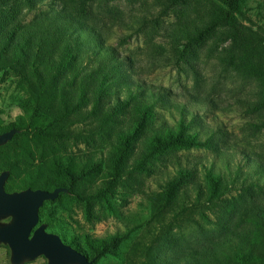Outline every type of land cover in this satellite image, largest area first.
Returning a JSON list of instances; mask_svg holds the SVG:
<instances>
[{
  "label": "rangeland",
  "instance_id": "374dc122",
  "mask_svg": "<svg viewBox=\"0 0 264 264\" xmlns=\"http://www.w3.org/2000/svg\"><path fill=\"white\" fill-rule=\"evenodd\" d=\"M62 7L101 39V56L111 47L122 63L103 95L94 65L78 63L93 44L64 58L55 77L42 67V80L31 74L60 55L52 45L36 57L21 34ZM223 8L224 0H0V131L24 130L0 152V168L14 167L16 191L36 177L70 190L44 204L39 222L93 264H264V83L219 23ZM236 13L238 31L261 40L264 68V0H240ZM181 118V136L204 145L153 151ZM208 171L221 178L213 200ZM179 172L189 176L179 181ZM0 264H10L1 245Z\"/></svg>",
  "mask_w": 264,
  "mask_h": 264
},
{
  "label": "trees",
  "instance_id": "16d2710c",
  "mask_svg": "<svg viewBox=\"0 0 264 264\" xmlns=\"http://www.w3.org/2000/svg\"><path fill=\"white\" fill-rule=\"evenodd\" d=\"M240 0H224V8L222 12V18H219V23L222 26L229 27L235 31L234 34V44H236L241 51V61L244 65V67L251 73H254L256 76L262 79L264 83V68L258 63L257 59L259 57V49L262 48L261 40L258 38H255L254 35L255 32H251V34H244L238 31V21L236 18V12L237 7ZM85 8H81L80 12H84ZM73 16V15H72ZM80 19L76 16H73L71 18L66 15L65 7H62L60 11H58L52 18H47L44 20L43 25L44 28H41L39 24H31L28 29H26L21 34V41L22 44H30L31 46H35L33 55H35L38 58H45L48 54H50V47L52 45L57 46V50L55 52L60 55V58L58 61L55 60V58H47L44 60L43 63L39 64L38 69L33 68L31 71V74L36 77L38 80L43 79V74L39 70V67H42L44 70L45 68H48L50 70H54L52 77H55V75L61 71L65 65L64 58L67 57L68 64L72 63L71 61L77 59L78 52H80L82 49H85L88 51V49H93L92 53L88 55L87 58L81 59L78 61L79 65H86L91 66L92 70L90 74L95 78V80L98 82L97 85V93L100 95L104 94V90L109 83L110 77L113 73L120 74L121 72V61L118 60L113 56V48L108 47L106 48L105 55L101 56L102 49L97 46L101 39L98 38L97 35L94 33H90L89 30L85 29L80 21ZM79 30V33H77L76 36L72 35V32ZM47 38H52L51 40H47ZM93 44V48L91 46ZM92 54H99L100 57L98 59H94ZM108 54L112 56V59L110 56L108 57ZM21 55V54H20ZM22 55H24L22 53ZM80 72L77 71L76 76L79 75ZM75 78V77H74ZM79 93L81 95L85 94L84 88L82 87L79 89ZM147 109V108H146ZM26 110L27 107H26ZM189 124H185L184 118H181L178 122V133L174 134L172 130H168L166 137L164 139H161L160 137L154 138V145H153V151H158L160 149H163L165 147L173 146V145H186V146H202L204 145L202 142H195L194 139L196 138V135L190 136L188 135L186 138H183L181 136V133L184 132ZM10 129H17L19 130V133L14 135L11 141H9L6 145L0 147V152L2 150H5L6 148H11L13 144L15 143L14 139L21 136V133L24 131L22 128L16 126V125H10L5 130L0 131L1 133L7 132ZM26 132L29 131L28 127H25ZM34 131V132H33ZM35 133H43V130L41 128L35 127L32 131H29L28 134L31 136ZM39 135V134H37ZM8 171L9 177L5 183V190L7 192H13L17 189L12 188L11 186V178L14 171V167L12 165H7L0 168V173ZM179 181H183L186 177L189 176V172H179ZM206 184L209 187V193H210V199H217L220 197L219 192V182L221 180L219 175H213L210 171L207 172L205 176ZM173 184V183H172ZM51 185V182L48 179H40L38 177L30 179L24 187H22L20 190L24 189H41V190H47L52 191L56 188H66L64 186H55L53 189H49V186ZM68 189V188H67ZM70 190L68 189V193H60L61 194H69ZM57 197V199L59 198ZM55 199V200H57ZM51 202V201H47ZM46 203V202H45ZM44 203V204H45ZM39 209V221L40 218L43 215V206ZM45 224L47 227H51L52 224L49 221H46ZM70 245V244H68ZM113 245L108 244L102 247V249L99 250L98 254L102 255L104 252L108 251ZM75 250L83 253L86 255V253L80 251L75 246L70 245ZM7 248V247H6ZM87 256V255H86Z\"/></svg>",
  "mask_w": 264,
  "mask_h": 264
},
{
  "label": "water",
  "instance_id": "95a60500",
  "mask_svg": "<svg viewBox=\"0 0 264 264\" xmlns=\"http://www.w3.org/2000/svg\"><path fill=\"white\" fill-rule=\"evenodd\" d=\"M18 133L17 129L1 133L0 147ZM8 177V171L0 173V245L8 248L9 263L27 264L43 257L45 264H93V259L64 243L60 236L47 231L45 223L39 222L42 205L54 201L60 193H68V189L7 192Z\"/></svg>",
  "mask_w": 264,
  "mask_h": 264
}]
</instances>
